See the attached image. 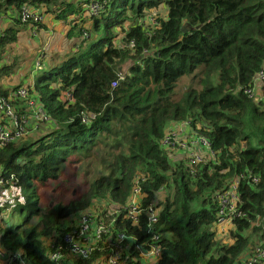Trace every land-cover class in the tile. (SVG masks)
Returning <instances> with one entry per match:
<instances>
[{
	"label": "trees",
	"instance_id": "1",
	"mask_svg": "<svg viewBox=\"0 0 264 264\" xmlns=\"http://www.w3.org/2000/svg\"><path fill=\"white\" fill-rule=\"evenodd\" d=\"M91 1H104L92 17L85 11ZM21 6L68 22L72 35L84 30L88 37L34 76L29 93L50 118L41 125L45 133L0 149V179L12 177L0 192L16 190L12 200L21 195L23 203L15 210L24 213L20 224L0 232L5 255L18 254L25 264H53L47 257L51 242L72 229L66 222L91 208L98 217L110 215L102 218L111 236L135 239L125 264H142L140 253L153 235L159 256L152 264H237L255 246L264 247V81L261 97L244 94L264 66V0H0V12H14L11 22L37 29L39 23L19 21ZM158 7L164 17L155 14ZM183 25L185 33L179 31ZM0 29L1 60L4 48L18 41V31ZM118 31L123 35L117 40ZM127 59L119 79L118 68ZM12 68L0 66V78ZM184 76L190 86L176 95ZM195 82L200 89L192 88ZM18 86L0 85V96ZM64 92L70 102L61 101ZM10 103L23 108L18 100ZM182 122L214 154V161L205 160L193 175L182 157L171 160L178 152L160 145L170 125ZM77 168L92 174L82 191L65 203L41 206L38 188L65 173L73 176ZM136 177L143 180L139 204L158 209L150 227L143 214L134 226L124 218ZM235 179L236 207L244 216L220 236L215 195ZM103 256L93 252L62 264H97Z\"/></svg>",
	"mask_w": 264,
	"mask_h": 264
},
{
	"label": "built area",
	"instance_id": "2",
	"mask_svg": "<svg viewBox=\"0 0 264 264\" xmlns=\"http://www.w3.org/2000/svg\"><path fill=\"white\" fill-rule=\"evenodd\" d=\"M104 1L101 3L91 1L85 6L87 16H95L102 8ZM21 23H42L43 15L36 9L21 6L17 12ZM153 22L152 18L149 20ZM82 38L87 36L83 32ZM1 37V29H0ZM42 54H38L33 62V71L40 66L39 61ZM120 79V76H119ZM264 81V66L257 72L253 79L252 87L246 89L244 94L249 99L256 100L261 97L260 91L257 92V86L261 87ZM115 82L111 83V87ZM256 89V91L254 90ZM31 89L25 86H18L15 90L10 91L7 97L0 96V149L7 147L9 144L21 139L31 132H36L41 125L50 121L41 103L35 99ZM12 100H18L22 104V110L15 109L10 103ZM70 102L68 92L62 94V100ZM189 129L190 133H187ZM160 145L164 149L173 152H181L184 161L188 166L189 173L194 174V168L203 164L205 160L214 161V154L209 149L207 141L192 132L187 122L175 123L164 133L160 140ZM12 180L2 181L0 186L7 185ZM141 177H136L130 195L125 202L124 218L132 226L138 225L141 214L146 217V225L150 227L157 221L158 209L153 203L141 206L140 198H143L140 189ZM237 182L232 181L226 190L216 193L215 200L217 203L214 227L217 235H224L232 226L234 219L242 218L244 215L237 209L239 202L237 192ZM254 182V179H253ZM11 184V183H10ZM14 184V181H13ZM66 226L71 224L72 229L64 232L56 242H51L48 260L53 264H62L71 259H85L93 252H104L102 260L97 264H125L124 259L131 249V244L135 241L132 236H126L123 233H116L111 236L108 225L102 217L88 211L80 214L72 223H65ZM148 233V231H147ZM157 236L153 235L148 239L147 250L140 253V257L152 264L158 259L159 249L155 242ZM264 259V247L257 245L251 251V254L242 259L237 264H259ZM0 264H25L18 254L5 255L0 252Z\"/></svg>",
	"mask_w": 264,
	"mask_h": 264
},
{
	"label": "rangeland",
	"instance_id": "3",
	"mask_svg": "<svg viewBox=\"0 0 264 264\" xmlns=\"http://www.w3.org/2000/svg\"><path fill=\"white\" fill-rule=\"evenodd\" d=\"M9 12H10V9L6 10L4 12H0V14L1 15L3 14V16H4V15H7ZM153 12H155V11H152L149 13H153ZM155 14H158L161 17H164L163 7H158L156 9ZM160 16H158V17H160ZM47 18L49 19V17H47ZM60 25L61 26L57 30L51 29L53 37H52V41L50 40V38H48V40L51 41L50 42L51 46L48 49V47L45 44L46 36H44V34L42 32H39L38 30H36L35 31L36 32L35 40L31 44L27 45V42L31 39L30 34H29V26L30 25L16 24L15 22L14 23L9 22L7 24V26L16 27V29L18 31V41L14 44L7 45L4 48V50L2 52L1 60H0V66H2L5 62H7L8 64L11 63L13 66H15L14 68H20L21 67L23 69V73H24L25 69H26L25 67L31 66L33 64V62L35 61L36 57L38 56V54L43 53L42 57H44V58L40 59V61H39L40 66L36 70V74H35V75H37L42 70H47L50 65L60 62L61 59L64 57V55H68L76 49V47H74V46L75 45L78 46V44L82 38V36H81L82 33H80V36H78L76 33H75V35H72V29L69 30V35L71 37L70 38L65 37L66 31H63L65 29L64 25L63 24H60ZM144 25H146V24H144ZM123 26L126 28L128 26V22L124 21ZM88 28H89V25H88ZM61 29H62V32H60ZM83 32L88 37V32H85L84 30H83ZM122 35L123 34H121L118 31V35H116L117 40L119 38H121ZM43 37H44V39H43ZM92 39H93V36H91L90 38L85 40V44L89 43ZM49 61H52L54 63L49 62ZM129 64H130L129 59H127L118 68V72H119L118 75L121 76L120 79H122V75L125 72L126 67ZM9 75H12V72H10ZM9 75L6 76L5 78H8ZM26 75H27V72H26ZM28 81H27V83H28ZM17 83L21 84V85H25L21 81H18ZM176 85H177V87L175 88L174 92L176 93V95H179L183 91V89L190 86V77H188V76L182 77ZM191 86L194 89H200V85L197 84L196 82L193 83ZM47 124H49V122L46 123L45 125H47ZM44 126H41L34 133L31 132V134L30 133L27 134L26 135L27 137L25 136V138H24V140H22V142L23 141L28 142V141L33 140L36 137L44 134L45 133L44 128H43ZM48 129H50V127H48L47 130ZM171 160L175 161V160H177V157H175L171 154ZM91 177H92V174L85 176L83 171L80 168H77L75 170V172H73V176L69 177L65 173L62 175L61 179L58 182H55V183L50 182V183L46 184L44 187H39L38 192H41V193H39L41 206H43L44 203H57V202L65 203L68 199H71L73 196L79 194L82 191L81 187H84L85 186L84 183L89 181L91 179ZM79 189H80V191H79ZM6 190L7 191H1L0 192V209L2 207H4V205H5V208H3L0 211V232L1 233L4 232L7 228H12L15 225L20 224L24 218V213H21V212H18L17 210H15V206L17 204L20 205L21 203H23L21 195H19L16 200H12V196L16 195V190L9 189V188ZM89 211L93 213L96 210L94 208H91ZM86 212H88V211H86ZM106 215H107V217L110 216L108 214H105L102 217L104 218ZM33 223H34V220L32 219L31 225ZM141 263L142 264L143 263L144 264H150L144 260L141 261Z\"/></svg>",
	"mask_w": 264,
	"mask_h": 264
},
{
	"label": "crops",
	"instance_id": "4",
	"mask_svg": "<svg viewBox=\"0 0 264 264\" xmlns=\"http://www.w3.org/2000/svg\"><path fill=\"white\" fill-rule=\"evenodd\" d=\"M13 13L14 12L10 11L7 15H4V16L1 15L0 16V28L1 27L2 28H5L7 26V24L12 21L13 16H14ZM47 17H49V16H44L43 15V18H44L43 19V22L39 24L40 26L37 27V29L34 28V27H30L29 26V34H30V38L31 39L27 42V45L31 44L35 40V37H36V32L35 31L38 30L39 32H42L44 34V36H46V38H45V44H46V46L49 49V47L51 46V43L50 42L52 41V37H53L52 30L59 29V27L61 26L60 24H63V23L57 22L55 20H52L50 17L48 19ZM82 17H83V19L87 20V18H84V16H82ZM63 25H64V28H65L63 31H66L67 32L69 30L70 25L68 24V22L66 24H63ZM60 32H62V29H61ZM48 38H50L51 41L48 40ZM43 39H44V37H43ZM42 55H43V53H42ZM9 64H11V63H9ZM3 65H8V63L5 62ZM14 67L15 66H13V68L10 71V72H12V75H9L10 74V72H9L6 75V76L9 75L8 78H5L6 76H4L3 78H0V85L3 88L11 89V88L15 87L16 85H18V83H17L18 81H21V82H23L25 84V85H21L20 84L21 86H25L26 87V84H29L28 85L29 86L28 88L31 89L32 82H33L34 76L36 74V71H33L32 70L33 69V64L31 66L25 67L26 69L24 68L25 69V72L24 73H23V69L21 67L20 68H14ZM26 72H27V75H26ZM27 81H28V83H27ZM254 90L256 91V89H254ZM259 91H260V89L257 86V92H259ZM172 125H174V124H171L170 127ZM187 133H190L189 129H187ZM175 155H177V156H175L177 158L178 157H182L184 159V156L180 152L176 153ZM0 252L4 254V252L1 249H0Z\"/></svg>",
	"mask_w": 264,
	"mask_h": 264
},
{
	"label": "water",
	"instance_id": "5",
	"mask_svg": "<svg viewBox=\"0 0 264 264\" xmlns=\"http://www.w3.org/2000/svg\"><path fill=\"white\" fill-rule=\"evenodd\" d=\"M189 29L186 27V25H183L182 27H180V29H179V31L181 32V33H185V32H187Z\"/></svg>",
	"mask_w": 264,
	"mask_h": 264
}]
</instances>
